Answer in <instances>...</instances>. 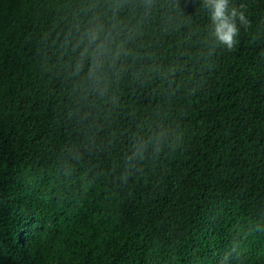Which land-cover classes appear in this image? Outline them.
<instances>
[{"label": "trees", "instance_id": "1", "mask_svg": "<svg viewBox=\"0 0 264 264\" xmlns=\"http://www.w3.org/2000/svg\"><path fill=\"white\" fill-rule=\"evenodd\" d=\"M109 2L0 0V264H264V0L233 51L201 0H126L100 93L68 41Z\"/></svg>", "mask_w": 264, "mask_h": 264}, {"label": "clouds", "instance_id": "2", "mask_svg": "<svg viewBox=\"0 0 264 264\" xmlns=\"http://www.w3.org/2000/svg\"><path fill=\"white\" fill-rule=\"evenodd\" d=\"M125 4L126 0H110L107 8L98 7L86 20L76 24V31L68 41L69 47L76 49L74 75H82L86 86L94 92L106 90L110 74L119 71L122 57L130 54L125 25L120 19ZM201 6L208 11L216 45L233 51L239 43L241 29L249 24L246 6L237 5L234 0H201ZM143 7L146 13L150 12L152 0H144ZM147 147L148 141L138 140L128 159L141 158Z\"/></svg>", "mask_w": 264, "mask_h": 264}]
</instances>
